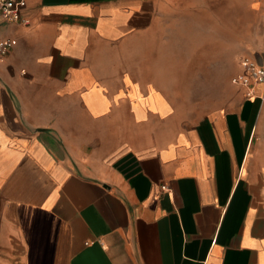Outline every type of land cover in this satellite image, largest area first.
<instances>
[{
	"label": "crops",
	"instance_id": "0c3cea01",
	"mask_svg": "<svg viewBox=\"0 0 264 264\" xmlns=\"http://www.w3.org/2000/svg\"><path fill=\"white\" fill-rule=\"evenodd\" d=\"M0 19V264H264V0H17Z\"/></svg>",
	"mask_w": 264,
	"mask_h": 264
},
{
	"label": "built area",
	"instance_id": "2783aa9c",
	"mask_svg": "<svg viewBox=\"0 0 264 264\" xmlns=\"http://www.w3.org/2000/svg\"><path fill=\"white\" fill-rule=\"evenodd\" d=\"M17 0H0V19L25 24L19 18L16 10ZM13 42L9 40L0 41V56H4L12 47ZM242 71L232 78L231 82L244 88L250 89L254 85L264 86V60L260 63L243 61Z\"/></svg>",
	"mask_w": 264,
	"mask_h": 264
}]
</instances>
